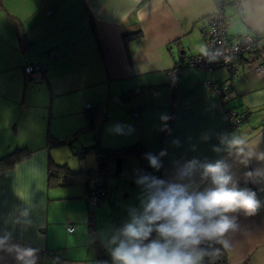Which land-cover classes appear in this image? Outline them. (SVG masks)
<instances>
[{
  "label": "crops",
  "instance_id": "0c3cea01",
  "mask_svg": "<svg viewBox=\"0 0 264 264\" xmlns=\"http://www.w3.org/2000/svg\"><path fill=\"white\" fill-rule=\"evenodd\" d=\"M242 1L243 19L228 9V34L257 32L264 44V0ZM214 7V0H0V76L7 79L0 87V156L14 148L6 147L10 137L37 141L26 147L31 151L26 159L0 171V264H26L21 252L27 247L39 252L34 264H101L109 256L82 183L48 184L52 135L44 139L39 128L20 127L24 103L16 102L17 82L32 80L23 71L28 60L43 65L36 78H44L53 96L80 93L77 116L98 106L102 127L118 121L122 132L107 139L112 145L97 138L100 145L139 143L140 163L158 178L171 179L175 161L224 160L237 185L261 202L254 215L234 214L239 228L230 234L226 256L230 264H264V74L250 65L242 66L238 78L223 68L209 73L189 66L180 75L169 73L204 52V18ZM52 50L55 56L49 55ZM204 80L227 82V100L208 92ZM228 105L246 112L239 132L225 131ZM165 149L163 167L152 169L145 154ZM96 164L97 157L95 166L84 170ZM113 171L109 163L110 173L102 177L109 196L100 206L113 205L115 192L108 186ZM122 171L113 176L120 178ZM70 199L78 216L62 218L57 201Z\"/></svg>",
  "mask_w": 264,
  "mask_h": 264
},
{
  "label": "clouds",
  "instance_id": "9594fccd",
  "mask_svg": "<svg viewBox=\"0 0 264 264\" xmlns=\"http://www.w3.org/2000/svg\"><path fill=\"white\" fill-rule=\"evenodd\" d=\"M165 156L166 149L145 159L159 171ZM134 182L141 190L138 206H130L122 225L103 237L111 264H217L239 228L234 214L251 216L261 207L255 192L237 185L224 160L175 161L167 180L136 170Z\"/></svg>",
  "mask_w": 264,
  "mask_h": 264
},
{
  "label": "rangeland",
  "instance_id": "374dc122",
  "mask_svg": "<svg viewBox=\"0 0 264 264\" xmlns=\"http://www.w3.org/2000/svg\"><path fill=\"white\" fill-rule=\"evenodd\" d=\"M43 79V77L33 78L32 80L26 79L25 82L28 85L24 83V80L22 81L19 79V82H17L19 98L16 102H18L20 106L24 103L22 106L24 110H19V113L23 117L21 118L23 123V125L20 126L21 129L25 131L26 129H31L33 127L35 130L39 128L38 131L44 133V136H41L44 137V139H46L49 134L52 135L53 140L55 138L72 139L73 148L68 144L50 147L52 160L58 164L67 163L66 165L69 166L71 170L84 169L85 166L88 165L89 167H94V163H96L95 154L88 152L82 157L79 150H81L82 147H88L95 143L96 140H94V135L96 138L101 139L100 142L103 140L104 144L112 145L113 142H108V140L112 139V136L115 133V126L116 124H119V122L113 121L102 127L104 116L102 115V112L101 114L99 112L96 126L92 129L87 128V123L84 117L77 116L75 112L77 109L75 104L77 103L80 93L78 92L79 94H77L75 91H65L68 92L65 95L53 96L50 94L47 82H44ZM5 82H7V79L4 78V76H0V87L4 88ZM86 90L91 91L90 88H87ZM26 125L29 128H24ZM130 126L131 125L128 123L127 127L130 128ZM20 140L21 139L19 138L14 139V137H10V140H8L7 143L9 146L6 147L9 149H11L10 147H14L13 149L18 147H29L30 145H35L37 142L33 139L30 142L32 144H28L29 142H21ZM42 141L43 140H41V142ZM123 143L126 145L125 143L131 142ZM140 161L137 152L132 153L126 158L120 178H116L112 175L108 177V186H111L115 192L113 195L115 196L113 199V205L102 204L101 206L99 205L100 207L96 206L95 208H90L95 211V218H98L96 227L101 235L100 237L102 238V243L104 245L103 237L105 234L108 233L110 229L118 228L122 225L128 217L127 210L130 206H138L141 190L134 181L136 170H142L144 172L143 165ZM148 170L151 173L153 172L149 168ZM67 202H64L63 200L57 201L56 211L62 218H76L78 216L77 206L73 205L74 201H71V199ZM84 207L85 210L83 214L84 218H86V208L89 209V207L86 206L85 201Z\"/></svg>",
  "mask_w": 264,
  "mask_h": 264
},
{
  "label": "built area",
  "instance_id": "2783aa9c",
  "mask_svg": "<svg viewBox=\"0 0 264 264\" xmlns=\"http://www.w3.org/2000/svg\"><path fill=\"white\" fill-rule=\"evenodd\" d=\"M214 10L204 18L203 34L205 39V50L202 53L194 54L186 62L178 63L175 69L169 71L173 75H180L186 67H194L212 73L216 69L227 70L231 78H238L243 65L251 66L257 74H264V44L262 37L257 32L229 35L228 28L232 24L231 15L227 14L232 8L240 19L245 16V8L242 0H214ZM49 12V11H48ZM56 51L52 50L49 55L55 56ZM43 65L40 62L28 60L24 65L26 75L36 78L42 74ZM227 82H216L204 80L203 87L221 101L227 100L229 93ZM226 111V128L229 131L239 132L242 127L243 114L234 106L228 105ZM81 150H79V153ZM98 176L91 180L92 192L88 196L89 205L96 207L102 200L109 196V191L96 185ZM72 232L74 227L68 226ZM31 251V257H25L26 252ZM22 256L27 259H35L39 252L32 248H25ZM56 259V256L54 257ZM58 261V259H56Z\"/></svg>",
  "mask_w": 264,
  "mask_h": 264
},
{
  "label": "trees",
  "instance_id": "16d2710c",
  "mask_svg": "<svg viewBox=\"0 0 264 264\" xmlns=\"http://www.w3.org/2000/svg\"><path fill=\"white\" fill-rule=\"evenodd\" d=\"M137 37L141 34L140 31L137 32ZM136 33V34H137ZM133 35V34H132ZM135 35V34H134ZM30 79H33L30 77ZM229 86V85H228ZM230 91V86H229ZM98 106H92L91 108L85 109V116L87 119V128H94L96 126L97 120H98ZM244 116L242 118V123L245 120L246 112H241ZM225 131H229L227 128H225ZM95 143L92 145H89L88 147H82L81 148V156L83 157L84 154L88 152H92L97 157V164L96 168L94 169H79V170H71L69 166H67V163L58 164L55 163L52 158H49L48 163V184L52 185L54 183H63V184H74L77 182H81L83 185L84 191L86 192V201L88 200V196L92 192L93 186L91 185V180L98 176V183H96L97 186L103 188L105 185L102 182V177H106L109 172V163L114 165V171L113 175H119V173L122 171L123 165L126 161V158L132 154L136 153L140 155L141 158H143V151L142 146L139 143H131L128 145H124L121 147H104L101 146L99 141L97 140L96 136L94 135ZM72 139L70 138H55L53 140V137L48 138V145L49 147L59 146L68 144L71 148L74 146L72 145ZM30 150L26 147H18L10 152L0 156V171H5L16 165V163L24 160L29 156ZM144 164V163H143ZM144 172L149 173L153 176L158 177L157 172H149L147 168L144 165ZM112 175V176H113ZM88 203V201H87ZM91 208L93 206L89 205ZM226 251L223 252V255L221 258L217 261V264H230L228 261V257L226 256ZM100 261H107L108 264H111V258L109 256H103L102 260Z\"/></svg>",
  "mask_w": 264,
  "mask_h": 264
}]
</instances>
